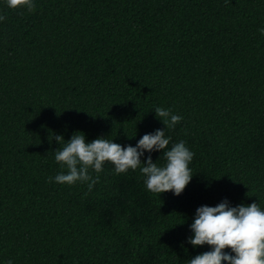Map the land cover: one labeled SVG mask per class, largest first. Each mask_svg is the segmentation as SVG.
<instances>
[{
    "label": "trees",
    "instance_id": "obj_1",
    "mask_svg": "<svg viewBox=\"0 0 264 264\" xmlns=\"http://www.w3.org/2000/svg\"><path fill=\"white\" fill-rule=\"evenodd\" d=\"M34 3L0 0V264H188L211 250L188 243L199 207L264 209V0ZM157 107L194 153L181 195L110 163L90 192L49 183L55 136L136 146Z\"/></svg>",
    "mask_w": 264,
    "mask_h": 264
},
{
    "label": "clouds",
    "instance_id": "obj_2",
    "mask_svg": "<svg viewBox=\"0 0 264 264\" xmlns=\"http://www.w3.org/2000/svg\"><path fill=\"white\" fill-rule=\"evenodd\" d=\"M6 4L14 10L36 11L34 0H6ZM5 19L0 15V21ZM259 31L264 35V28ZM154 111L166 129L143 135L136 146L125 147L103 137L86 142L82 132L75 133L67 142L63 136H55L61 144V148L55 151V160L61 171L55 177H49V183L53 180L69 186L85 183L90 192L99 182V175L93 177L90 170L99 174L104 165L110 163L117 175L139 169L145 177L146 189L151 193L181 195L193 178L190 164L194 153L184 140L172 143L166 133L173 130L183 117L163 107ZM154 151L163 153V164L153 162L151 155L142 162L145 152ZM191 230L194 236L188 238V243L194 247L208 245L211 250L196 255L188 264H264V209L257 202L233 207L224 200L215 207L201 206L196 210ZM8 264L13 262L9 260Z\"/></svg>",
    "mask_w": 264,
    "mask_h": 264
}]
</instances>
